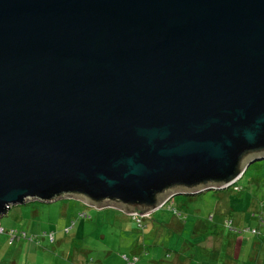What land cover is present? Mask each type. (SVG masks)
<instances>
[{"label": "water", "instance_id": "1", "mask_svg": "<svg viewBox=\"0 0 264 264\" xmlns=\"http://www.w3.org/2000/svg\"><path fill=\"white\" fill-rule=\"evenodd\" d=\"M264 159V0H0V217L127 214Z\"/></svg>", "mask_w": 264, "mask_h": 264}, {"label": "rangeland", "instance_id": "2", "mask_svg": "<svg viewBox=\"0 0 264 264\" xmlns=\"http://www.w3.org/2000/svg\"><path fill=\"white\" fill-rule=\"evenodd\" d=\"M263 165L264 160H256L247 166L245 176L236 182L241 185V191H235L233 186L225 190L219 188L225 194H230L228 198L219 195L217 200L211 196L213 193L207 191L192 196L194 199L185 203L184 206L179 205L184 197H175L178 194L173 195L174 205L166 200L168 203L166 202L164 209L167 212H159V216L164 219L174 216V219L179 218L183 225V230L180 232L166 231L165 237L171 238L170 244L173 246L177 243L173 241L179 240L175 248L180 251L183 237L188 236L190 227L195 223L192 231L193 241L197 243L205 234L204 240L199 241L200 245H203L206 250H222L220 253H215V258L199 255V262L202 264L235 262L236 257H232L226 251L224 243L229 237L256 239L249 229L259 227L258 222L263 221L262 218L257 221L256 217L251 216V211L259 206L258 200L264 198ZM257 174H261L259 183L249 182L248 177L257 176ZM209 194L211 195L206 196ZM81 203L86 205L82 207L90 214L89 218L76 215ZM32 205L39 206L33 215L31 214ZM126 215L129 214L118 208L97 209L74 197L60 198L50 202L32 200L22 205L12 206L0 217V229H3V232L0 231V264H85L87 259H89L87 264H124L120 258L122 252H135L141 255V248L135 245L138 240L136 223L127 219ZM208 216L213 217L207 219ZM231 220L233 224L228 225L227 222ZM72 221L75 223L74 226L69 232H64V227L70 226ZM214 222L217 223L218 229H214V226L209 227V224L213 225ZM260 224L263 223L260 222ZM10 230L18 231L13 237L17 236L12 244H9V239L12 238V235L8 233ZM158 237H162V231L158 233ZM244 243L236 249L238 257H241L247 248L246 242ZM250 243L253 241L250 240ZM254 244H259V240L254 241L252 247ZM228 247L230 248V242ZM250 255L254 258L253 249ZM258 257L260 263L264 264V249L260 251ZM183 263L188 264L185 258ZM190 264H194V261L192 260Z\"/></svg>", "mask_w": 264, "mask_h": 264}, {"label": "trees", "instance_id": "3", "mask_svg": "<svg viewBox=\"0 0 264 264\" xmlns=\"http://www.w3.org/2000/svg\"><path fill=\"white\" fill-rule=\"evenodd\" d=\"M261 160H264V159H261ZM258 161H260V160H258ZM262 168L264 170V165ZM247 170H248V167L244 170L242 175L237 180L242 179L245 176ZM260 175L261 174H257V176L248 177L249 182L254 181V182H256V184H258L259 180H260ZM237 180L233 184H231L230 186H233V189L235 191L239 192L242 190V187H241V185L236 184ZM230 186H228L227 188H229ZM227 188H223L222 190H225ZM207 191H210L213 194L212 195L209 194L206 196L211 195V196L215 197L217 200L219 198V195H221L225 198H228L230 196V194H225L223 191H221L219 189H206V190H202V191H199L196 193H181V194L176 195L175 197H177V198L179 196L184 197V199H182V202L179 204V205L184 206L185 203H188L190 200L194 199V197H192V196H197V195L202 194V193L207 192ZM173 198L174 197L172 196L167 201L171 202L174 205L175 200ZM258 201H259V206L257 209L251 211V216L253 218L256 217L257 221H259L260 218L263 219V221H260L263 224H260V222H258L259 227L261 226L262 228L261 229L259 227L250 228L249 232H251V234L256 236L257 239H259V244H257V245L254 244V246L252 247L254 240H252L251 237H250V239H247V238L237 239L239 237H237L236 239H232L229 237L224 243L225 249H226V251H228L231 254L232 257L235 256L236 259H235V262L227 261V262H222L221 264H261L260 263L261 261L259 260L258 254L260 253V251L262 249H264V198L261 200H258ZM166 202L163 203L162 205H160L157 209H155L154 211H152L150 213H136V214L126 215L127 219L129 218V219L133 220V222L136 223V226H137V229H136L137 235L136 236L138 237V240L135 242L136 243L135 245H138L141 248V250H140L141 255H139L138 253H135V252H122L120 258L122 259L124 264H141V262H143V264H184L183 263L184 258H185V260H187L188 264L192 263V260L194 261V264H202L201 262L198 261L199 255L200 256L201 255L210 256V257L215 258L216 257L215 253H220V251H222V250H220V251L219 250L218 251L206 250V248L203 245H200L199 241L204 240L205 234L203 235V237L200 240L197 241V243H195L193 241L192 231H193V226L195 223L192 225V227H190V229H189L190 232H188V236L183 237V242L180 245V246H182L181 250L178 251L175 248V247H177L179 240H174L173 242L174 243L177 242V243L172 246L170 244L171 238H168V236L165 237L166 231L169 230L170 232H180L181 230H183L182 229L183 225L181 224L180 219L179 218L174 219V216L172 218L169 217L168 219H164L163 217L159 216L160 215L159 212H167V210L164 209ZM82 205H83V203H81L80 207L78 208L76 215L78 217H82V218H89L90 214L87 212L86 209H84L82 207ZM83 206H86V205H83ZM38 207H39L38 205H32L31 206V214L32 215L37 212ZM104 207L110 208L111 206H104ZM176 208H177V206H176ZM174 211H176L175 208H174ZM212 217L208 216L207 219H212ZM198 222H200V221H198ZM74 224H75L74 221H72L70 226L64 227V232H69L71 227L74 226ZM227 224L232 225L233 220L228 221ZM212 226H214V229H218L217 223L214 222L213 225L209 224V227H212ZM138 230H140V231H138ZM0 231L3 232V229H0ZM160 231H162V237H158V233ZM211 231L213 232V230H211ZM17 232H18L17 230H10L8 232L9 235H12L11 240L9 239V244H12V242H14L16 240L17 236H15V238H13V237H14V235H16ZM50 234H52V233H50ZM223 236H226V235L223 234ZM250 240L253 241V243H250ZM53 242H54V240H53ZM228 242H230V248L228 247ZM244 242H246L245 247H247V248L243 251V255L241 257H238L236 255L237 254L236 249H237V247L239 249L240 244H242V245L245 244ZM252 249L254 252V258H252L250 255V252ZM225 255L227 256L228 254L225 253ZM238 258H239V260H238ZM88 261H89V259H87L85 264H87ZM213 263L217 264L216 262H213Z\"/></svg>", "mask_w": 264, "mask_h": 264}, {"label": "crops", "instance_id": "4", "mask_svg": "<svg viewBox=\"0 0 264 264\" xmlns=\"http://www.w3.org/2000/svg\"><path fill=\"white\" fill-rule=\"evenodd\" d=\"M257 240H259V239H257V238H256V239H254V241H257Z\"/></svg>", "mask_w": 264, "mask_h": 264}]
</instances>
